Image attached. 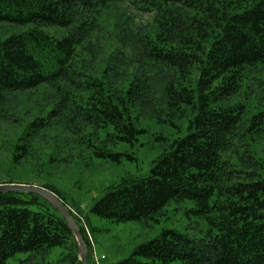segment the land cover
<instances>
[{"label":"trees","instance_id":"trees-1","mask_svg":"<svg viewBox=\"0 0 264 264\" xmlns=\"http://www.w3.org/2000/svg\"><path fill=\"white\" fill-rule=\"evenodd\" d=\"M118 1L123 0H0V22L31 25L0 39V95L41 84L59 94L55 104L29 121L14 162L24 157L31 136L63 116L76 145L99 158L119 161L123 153L111 152L108 145L132 143L143 131L132 109L142 91L140 77L118 81L115 65H106L98 76L72 62L76 46L96 28L97 14ZM126 1L154 12L142 55L171 70V76L157 81L165 110L188 117L187 133L169 144L148 175L123 177L89 211L130 221L153 217L170 201L189 199L209 230L198 238L163 230L115 264H264V163L253 166L252 154L234 161L222 152L230 142L252 146L264 139V78L256 77L252 88L248 82L264 67V0ZM50 26L64 33L49 34L45 28ZM248 87L263 98L253 108ZM242 88L245 96L234 101ZM249 111L245 126L232 137L233 126ZM161 119L173 123L170 116ZM41 187L63 199L54 185ZM53 248L67 250L53 264H81L70 227L47 200L34 193L0 192V264L16 254L21 255L14 264H41L32 256Z\"/></svg>","mask_w":264,"mask_h":264},{"label":"rangeland","instance_id":"rangeland-1","mask_svg":"<svg viewBox=\"0 0 264 264\" xmlns=\"http://www.w3.org/2000/svg\"><path fill=\"white\" fill-rule=\"evenodd\" d=\"M153 16V11L141 10L130 1L109 3L97 14L96 28L76 46L72 57L77 67L98 76L106 65H115V78L118 81L131 80L132 76L141 78L142 91L136 96L138 101L134 100L132 109L138 116L136 126L143 131L132 139V143L116 141L108 145L111 152L123 153L119 161L110 157H96L84 147H78L74 135L64 126L63 116L31 136L24 157L20 158L19 163L14 162L16 143L23 136L29 121L45 113L56 103L59 94L49 84H41L29 90L6 91L0 95V184H50L57 187L63 197L60 199L77 217V222L73 217L76 224L79 222L84 228L91 253L98 257V261H95L90 253L88 264H115L129 256L137 245L157 237L166 229L193 238L208 234L207 220L193 212L195 204L189 199L170 201L153 217L130 221L116 222L89 211L90 206L123 177L148 175L169 144L187 133L188 117L177 109L165 110L160 89L162 83L157 81L163 74L171 76V70L161 63L144 61L142 55V39L152 25ZM29 28L30 24L0 22V39ZM45 31L52 35L64 33L62 28L53 26L46 27ZM250 76L252 78L248 82L252 88L257 83L256 77L264 78V67L254 70ZM244 89L233 97L234 101L245 96ZM246 95L252 108L263 99L260 93L253 90ZM162 114L170 116L173 123L163 121ZM249 114L250 111L246 112L244 118L233 126L232 137L237 136L245 126ZM222 152L234 161L239 156L252 154L257 162L253 166H257L260 162L264 163V139L252 146L245 140L238 142V145L230 142ZM66 251L53 248L32 258L41 264H53ZM20 255L9 257L7 264L17 262ZM77 258L80 261L79 253ZM74 264H78L77 261ZM166 264L183 263L173 260Z\"/></svg>","mask_w":264,"mask_h":264},{"label":"water","instance_id":"water-1","mask_svg":"<svg viewBox=\"0 0 264 264\" xmlns=\"http://www.w3.org/2000/svg\"><path fill=\"white\" fill-rule=\"evenodd\" d=\"M0 192L34 193L47 200L51 204V206L65 219L68 226L70 227L78 246V253L81 264H88L87 255L90 253V251L82 238L80 229L76 224L69 208L54 192L41 186L18 183H1Z\"/></svg>","mask_w":264,"mask_h":264},{"label":"built area","instance_id":"built-area-1","mask_svg":"<svg viewBox=\"0 0 264 264\" xmlns=\"http://www.w3.org/2000/svg\"><path fill=\"white\" fill-rule=\"evenodd\" d=\"M94 260L95 261H98V257L94 255Z\"/></svg>","mask_w":264,"mask_h":264}]
</instances>
